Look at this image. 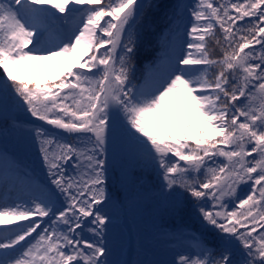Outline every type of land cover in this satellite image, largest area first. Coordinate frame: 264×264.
<instances>
[{
    "label": "snow or ice",
    "instance_id": "snow-or-ice-1",
    "mask_svg": "<svg viewBox=\"0 0 264 264\" xmlns=\"http://www.w3.org/2000/svg\"><path fill=\"white\" fill-rule=\"evenodd\" d=\"M184 8L187 23L170 22L163 56L136 84L138 0H0V87L73 137L29 130L49 179L30 185L27 202L0 204V225H16L0 228V264H152L112 259L122 201L108 186L107 153L118 115L173 211L187 205L216 232L214 244L193 237L196 251L173 264H264V0ZM73 55L76 64L44 85L14 74Z\"/></svg>",
    "mask_w": 264,
    "mask_h": 264
},
{
    "label": "rangeland",
    "instance_id": "rangeland-1",
    "mask_svg": "<svg viewBox=\"0 0 264 264\" xmlns=\"http://www.w3.org/2000/svg\"><path fill=\"white\" fill-rule=\"evenodd\" d=\"M194 2L195 0H138V3L143 5V10L136 24L133 25L136 52L143 39L156 36L160 40H165L164 38L169 35L170 27H175V24H170L171 21L187 23L189 16L184 6L192 5ZM177 12L182 14L180 19H176L174 15ZM181 31H183L182 27ZM103 51L101 49V52ZM136 58L137 55L134 61V73L137 71L136 73L139 74L140 67H137ZM47 61L53 65V72L44 74L36 68L35 70L29 68L31 65H26L16 70L14 74L22 79L44 85L55 80L62 70H67L75 65L77 57L64 56ZM73 70L76 69L73 68ZM5 79L6 75L0 69V83ZM143 82L144 80L136 83L134 78L136 84ZM8 83L10 84L11 81ZM20 110L26 109L17 103V98L14 97L11 89L0 87V152L7 150V153L0 158V171L6 165L5 160H13L19 152L24 155L19 158L22 164H19V168L15 170L16 172L20 171L19 176L23 177L31 168H34L27 176L26 180L28 181L38 178L39 173L36 170L41 169L46 173V169L40 158L38 143L29 133V130L34 126L17 121V114ZM152 119L158 122L161 120V116L158 114ZM39 123L53 132L62 134L71 142L73 137L64 130L48 125L44 121H39ZM170 123L166 122L163 126ZM117 125L120 127V133L115 135L114 141L110 138L107 153L111 163L108 186L110 189L120 192L122 201L120 206L113 209L117 222L110 237L113 248L112 259L173 264V262L179 261L181 254H190L196 251L193 237H203L210 244H214L216 232L205 227L201 220L187 210V205L180 211H173L171 199H166L161 195V175L150 160L138 154L122 127V118L119 115ZM157 127H161V125L158 124ZM202 127L215 136L211 129L206 126ZM124 176H127L128 179L120 183V178ZM247 190L248 185L242 184L238 194L244 195ZM23 197L30 198V188L27 193L23 194ZM28 200L26 199V201ZM211 203V198H209V207ZM229 207L231 209V206Z\"/></svg>",
    "mask_w": 264,
    "mask_h": 264
},
{
    "label": "bare ground",
    "instance_id": "bare-ground-1",
    "mask_svg": "<svg viewBox=\"0 0 264 264\" xmlns=\"http://www.w3.org/2000/svg\"><path fill=\"white\" fill-rule=\"evenodd\" d=\"M74 56L75 55H73V57ZM34 62H37V63L35 64ZM30 65H31V67H29V68H33V70H35V68H36V69L42 71L44 74L49 73L50 71L53 72V70H54L53 65L49 61H47V60H37V61H33V63H31ZM5 153H7V150H5V151L1 150V152H0V158L3 157V155ZM21 157H24V155H22L21 153L17 152V155L15 156V158L13 160L12 159L5 160V162H6V165H5L6 168L8 169V168L14 166L15 164H22L20 162V159H19ZM33 170H34V168H31L29 172H31ZM36 172L39 173L38 178L40 177V179H38V178L33 179V180H31L30 184H32L33 182H43V181H46V180L49 179L47 177V174L45 172H43L41 169L36 170ZM10 174H11L10 172H7L6 175H3L0 172V186H2L3 184H5V182H8L9 181ZM25 178L27 179V177H25ZM15 195H17V194L15 193ZM7 202H9V201L8 200H6V201H0V204L7 203ZM22 223H27V221H24ZM0 226L3 227L4 225H0ZM29 239H31V238H29Z\"/></svg>",
    "mask_w": 264,
    "mask_h": 264
},
{
    "label": "trees",
    "instance_id": "trees-1",
    "mask_svg": "<svg viewBox=\"0 0 264 264\" xmlns=\"http://www.w3.org/2000/svg\"><path fill=\"white\" fill-rule=\"evenodd\" d=\"M146 58H148V53H146V52H140L138 65H139V66H142V63H143V61H144L143 59H146ZM159 128H160V127H159ZM158 134H160V135L163 136L165 139H167V134L164 133L162 130L159 131ZM208 134H209V133H208ZM209 135H210V134H209ZM189 143H194V142L189 141Z\"/></svg>",
    "mask_w": 264,
    "mask_h": 264
},
{
    "label": "water",
    "instance_id": "water-1",
    "mask_svg": "<svg viewBox=\"0 0 264 264\" xmlns=\"http://www.w3.org/2000/svg\"><path fill=\"white\" fill-rule=\"evenodd\" d=\"M119 132V127L117 126V130H116V133H118Z\"/></svg>",
    "mask_w": 264,
    "mask_h": 264
}]
</instances>
